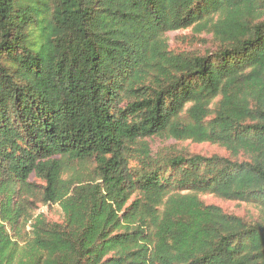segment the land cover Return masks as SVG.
<instances>
[{
	"label": "trees",
	"instance_id": "trees-1",
	"mask_svg": "<svg viewBox=\"0 0 264 264\" xmlns=\"http://www.w3.org/2000/svg\"><path fill=\"white\" fill-rule=\"evenodd\" d=\"M0 264H264V0H0Z\"/></svg>",
	"mask_w": 264,
	"mask_h": 264
},
{
	"label": "rangeland",
	"instance_id": "rangeland-1",
	"mask_svg": "<svg viewBox=\"0 0 264 264\" xmlns=\"http://www.w3.org/2000/svg\"><path fill=\"white\" fill-rule=\"evenodd\" d=\"M167 37L170 48L174 50H193L198 47H207V44L203 46V42L201 39L205 36H199L200 38H198L190 28L168 32ZM151 146L154 151H158V149L160 150L163 148L169 150L173 149L179 151H187L189 153H198L202 155L211 153H224V151L217 145L210 143H195L190 140L175 141L169 139L166 141H162L157 139L151 143ZM81 168L83 169V166H79L76 169ZM202 199L206 203L219 205L224 210L236 213L237 215L243 216L245 218H254L257 215L256 207L245 202L223 200L211 194H204L202 196ZM35 213H43L44 216L50 221H60L62 218L60 207L57 204L39 205V208ZM27 229L29 228L27 227Z\"/></svg>",
	"mask_w": 264,
	"mask_h": 264
}]
</instances>
